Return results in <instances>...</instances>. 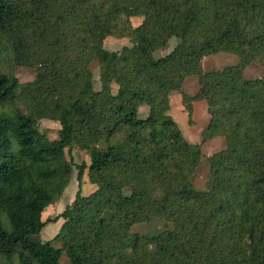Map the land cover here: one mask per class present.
Segmentation results:
<instances>
[{
	"label": "trees",
	"instance_id": "obj_1",
	"mask_svg": "<svg viewBox=\"0 0 264 264\" xmlns=\"http://www.w3.org/2000/svg\"><path fill=\"white\" fill-rule=\"evenodd\" d=\"M110 36L132 46L109 51ZM173 38L174 49L156 58ZM219 53L238 64L203 71V60ZM4 55L37 68V76L22 84L0 69L2 257L17 256V264H62L63 253L71 264H264V78L245 76L252 63L264 66V0H0V65ZM191 76L198 92L182 93L190 120L193 103L206 102L208 138L226 141L209 157L205 190L192 183L202 148L169 114L171 94ZM44 119L60 124L58 139L39 130ZM73 147L90 162L76 164L73 203L44 221L72 182L66 149ZM86 171L97 186L89 196L82 194ZM61 219L60 248L38 238ZM156 220L164 229L133 231Z\"/></svg>",
	"mask_w": 264,
	"mask_h": 264
},
{
	"label": "rangeland",
	"instance_id": "obj_2",
	"mask_svg": "<svg viewBox=\"0 0 264 264\" xmlns=\"http://www.w3.org/2000/svg\"><path fill=\"white\" fill-rule=\"evenodd\" d=\"M143 21V18L133 17L132 24L134 27L139 26ZM177 45V40L173 38L169 47L160 50L155 53L156 58H161L168 55L174 47ZM105 49L113 52H120L124 47L132 46L129 38H120L115 36L107 37L104 42ZM3 63L0 65L2 72L10 73L14 75L22 84H27L35 80L37 76V68L34 67H24L16 66L12 58L4 55ZM239 58L233 54L229 53H219L206 57L202 62V69L205 72L222 70L225 67L233 66L238 64ZM91 69L93 72V82L95 90L99 91L102 88L101 83V66L98 60L93 61L91 64ZM245 76L248 79L264 78V66L252 63L246 70ZM199 90V78L198 76H191L186 79L182 91H175L170 99L172 103V108H170L169 114L175 119L179 127L183 131L186 139L191 145H200L203 151L202 161L197 168L195 174L192 176V183L194 187L198 190H205L207 183L211 176V167L209 162V157L224 150L226 148V141L222 137L220 139H209L207 134V128L210 122V116L207 113L206 102H195L193 103L194 112L190 120L188 113L186 111L185 105L182 99V93L190 96H194ZM112 91L114 94L118 92V85L114 83L112 85ZM144 109L139 111V117L146 118L149 115L148 106L143 107ZM141 109V108H140ZM39 130L45 134L50 140H56L59 138V132L61 126L57 121H52L48 119L41 120L38 124ZM66 156L69 161L74 164V174L70 186L65 190L64 194L56 200L51 206H49L44 214L43 220L48 221L54 219L56 216L61 214L68 205L72 204L75 200V196L78 192V180L77 174L78 170L76 164L82 162H90L89 156L85 151H81L77 147H73L71 150L66 149ZM97 190V186L92 184L87 176V171L85 172L84 182H83V195L89 196ZM64 220L61 219L57 223L51 222L46 225V227L39 234L38 238L43 241L52 240L55 247L60 248L62 244L60 241L56 240V235L59 233L61 225ZM5 225L10 228V223L5 219ZM164 229L163 222L156 220L149 224H139L133 229L135 233L141 234H154L160 230ZM17 264L18 258L14 256L12 262H9L6 258L0 255V264ZM62 264H71L70 259L67 257L66 253H63L61 257Z\"/></svg>",
	"mask_w": 264,
	"mask_h": 264
},
{
	"label": "crops",
	"instance_id": "obj_3",
	"mask_svg": "<svg viewBox=\"0 0 264 264\" xmlns=\"http://www.w3.org/2000/svg\"><path fill=\"white\" fill-rule=\"evenodd\" d=\"M173 93H174V92H173ZM173 93H172V94H173ZM172 94H171V95H172ZM202 103H204V102H202ZM143 107H146V106H143ZM143 107H141L140 110L144 109ZM206 107H207V104H206ZM171 108H172V103H171ZM217 138L220 139V138H222V137H217ZM217 138H215V139H217Z\"/></svg>",
	"mask_w": 264,
	"mask_h": 264
}]
</instances>
